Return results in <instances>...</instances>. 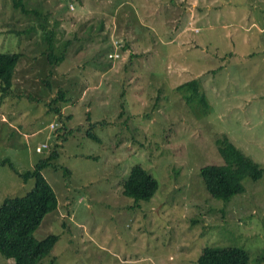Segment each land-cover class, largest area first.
Masks as SVG:
<instances>
[{"label":"rangeland","instance_id":"obj_1","mask_svg":"<svg viewBox=\"0 0 264 264\" xmlns=\"http://www.w3.org/2000/svg\"><path fill=\"white\" fill-rule=\"evenodd\" d=\"M24 1L55 44L71 38L51 65L37 22L0 0V52L22 53L0 101V204L34 186L10 163L24 173L57 153L42 175L58 206L34 236L58 240L39 264H197L208 245L264 264V0ZM191 80L207 111L177 89ZM224 134L263 171L227 202L200 176L223 162ZM135 165L158 182L137 204L122 195Z\"/></svg>","mask_w":264,"mask_h":264},{"label":"trees","instance_id":"obj_2","mask_svg":"<svg viewBox=\"0 0 264 264\" xmlns=\"http://www.w3.org/2000/svg\"><path fill=\"white\" fill-rule=\"evenodd\" d=\"M14 5L21 8L26 15L32 16L42 33L43 49L51 65L62 62L67 55L71 38L55 44L54 30L48 28L47 16L37 9H29L24 0H14ZM91 29H94L89 25ZM30 29H35L34 25ZM72 38H77L73 34ZM22 57L19 52H0V101L4 102L13 95L14 77ZM186 101H197L203 110L209 109L207 98L200 89L199 80H191L177 87ZM59 99L63 100L62 93ZM93 124H91L92 126ZM86 134L99 141L89 129ZM218 150L223 162L208 163L200 168V176L206 191L216 200L229 201L232 197L245 192L243 180L258 181L263 171L256 161L234 145L224 134L217 140ZM52 152L46 158L39 159L31 170L24 173L14 170L25 183L34 180L33 188L25 196L7 197L0 204V254L12 259L11 264H39L41 259L52 250L58 240L55 234L42 239L34 236V231L43 217L53 212L58 206L57 195L42 175V171L50 165V158H56ZM65 172H68L65 170ZM158 190L157 180L141 166L135 165L122 184V195L133 200H151ZM249 253L238 246H205L197 259V264H247Z\"/></svg>","mask_w":264,"mask_h":264},{"label":"built area","instance_id":"obj_3","mask_svg":"<svg viewBox=\"0 0 264 264\" xmlns=\"http://www.w3.org/2000/svg\"><path fill=\"white\" fill-rule=\"evenodd\" d=\"M119 55H120V54H119L118 52H114L113 54H109V57L117 58V57H119ZM43 146H45V144H44ZM36 150H37V151H41V147L38 146V147L36 148Z\"/></svg>","mask_w":264,"mask_h":264}]
</instances>
